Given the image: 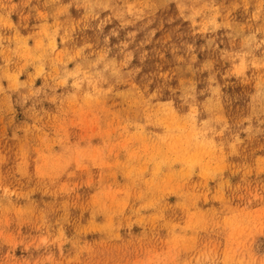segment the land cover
I'll return each instance as SVG.
<instances>
[{
    "label": "rangeland",
    "instance_id": "1",
    "mask_svg": "<svg viewBox=\"0 0 264 264\" xmlns=\"http://www.w3.org/2000/svg\"><path fill=\"white\" fill-rule=\"evenodd\" d=\"M0 264H264V0H0Z\"/></svg>",
    "mask_w": 264,
    "mask_h": 264
}]
</instances>
